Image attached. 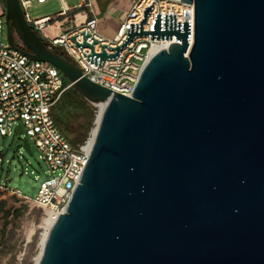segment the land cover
<instances>
[{
    "label": "water",
    "instance_id": "1",
    "mask_svg": "<svg viewBox=\"0 0 264 264\" xmlns=\"http://www.w3.org/2000/svg\"><path fill=\"white\" fill-rule=\"evenodd\" d=\"M179 2L194 7L192 38L175 15H155L143 32L152 6L111 55L104 45L94 54L87 32L82 45L71 38L94 66L137 37L174 40L125 96L83 76L39 39L19 0H4L10 48L17 39L27 58L104 105L36 264H264V0Z\"/></svg>",
    "mask_w": 264,
    "mask_h": 264
},
{
    "label": "built area",
    "instance_id": "2",
    "mask_svg": "<svg viewBox=\"0 0 264 264\" xmlns=\"http://www.w3.org/2000/svg\"><path fill=\"white\" fill-rule=\"evenodd\" d=\"M44 1L37 0V3ZM81 2L83 6L89 7L86 0ZM20 3L22 8L29 4ZM149 6L152 9L141 27L143 32H150L155 15H175V23H189V38H192L193 5L183 4L179 0H137L113 40L106 41L97 33V19L91 17L76 30L53 39L51 46L78 67L83 76L113 92L130 96L141 66L153 55L152 51L166 50L174 40L150 41L149 37H137L115 59L94 66L85 57L91 54V50L88 47H74L71 38L75 36V42L82 45L83 35L80 33L87 32L90 37L85 38L86 44L97 41L93 48L94 54H100L101 46L104 45L105 53L111 55L114 52L108 47L114 49L121 46L127 39V29L131 24H140L142 12ZM65 14L66 10L63 9L60 15ZM25 18L29 25L38 30L52 21L50 17L35 21H29L26 15ZM3 24V17H0V136H8L14 128L18 139L32 142L50 173H56L53 178L39 184L38 193L31 201L37 207L58 216L64 212L75 185L79 183L78 177L88 160L92 132L81 143L71 144L53 117V107L70 84H65L64 77L53 66L27 58L21 52V46L10 48L2 37ZM18 127L21 129L19 135L16 132ZM0 192L30 200L1 183Z\"/></svg>",
    "mask_w": 264,
    "mask_h": 264
},
{
    "label": "rangeland",
    "instance_id": "3",
    "mask_svg": "<svg viewBox=\"0 0 264 264\" xmlns=\"http://www.w3.org/2000/svg\"><path fill=\"white\" fill-rule=\"evenodd\" d=\"M79 1L73 0V5L78 4ZM60 11L59 1L48 0L41 7L33 4L23 13L34 21L45 16H54ZM3 23L2 37L6 41L4 17ZM93 107L95 109L94 118L83 140L95 128L99 108ZM28 144L30 154L23 148L14 128L8 136H0V183L30 199L25 200L16 194L0 192V201L6 203V209L20 211L18 217L9 216L5 220L7 224L4 234L1 232L4 220L0 219V264H36L50 224L45 210L37 207L31 200L36 197L39 184L53 178L56 173H50L33 143Z\"/></svg>",
    "mask_w": 264,
    "mask_h": 264
},
{
    "label": "crops",
    "instance_id": "4",
    "mask_svg": "<svg viewBox=\"0 0 264 264\" xmlns=\"http://www.w3.org/2000/svg\"><path fill=\"white\" fill-rule=\"evenodd\" d=\"M20 1L29 2L27 7L22 8V10L24 11L30 8V6H32L33 4L36 7H41L45 5L48 0H45L43 3H37V0ZM49 1H59L61 5V11L54 16L43 17H50L52 18V21L49 22L41 30L33 28L31 25L30 26L32 27L34 32L43 40V42L49 48H52L51 41L53 39L62 34L76 30L78 27H80L81 24L84 23L87 18L91 17H95L97 19V33L106 41L113 40L120 26L126 19L127 14L137 0H86V2L89 4V7L83 6L81 0L76 5H73V0ZM4 6V1L0 0V17H3L4 15ZM63 9L66 10V14L64 16L60 15ZM27 19L31 21L29 18Z\"/></svg>",
    "mask_w": 264,
    "mask_h": 264
},
{
    "label": "trees",
    "instance_id": "5",
    "mask_svg": "<svg viewBox=\"0 0 264 264\" xmlns=\"http://www.w3.org/2000/svg\"><path fill=\"white\" fill-rule=\"evenodd\" d=\"M39 39L43 42L40 37ZM51 49L55 53L63 56L57 49ZM64 81L66 85L70 84L65 78ZM94 110L91 104L86 102L72 87H69L53 107V117L63 134L74 144H78L82 142L88 133L94 118ZM19 214L20 211L18 209L10 211V209H6V203L0 201V219L2 218L4 220L1 230L2 234H4L7 224L5 220L9 216L18 217Z\"/></svg>",
    "mask_w": 264,
    "mask_h": 264
},
{
    "label": "bare ground",
    "instance_id": "6",
    "mask_svg": "<svg viewBox=\"0 0 264 264\" xmlns=\"http://www.w3.org/2000/svg\"><path fill=\"white\" fill-rule=\"evenodd\" d=\"M191 41H192V40H191ZM157 51H159V49H156V50L152 51V53L154 54V52L156 53ZM103 107H104V105H102V104H100V105L98 106V108H99V112H98V116H97V119H96L95 128H94L93 131H92V139H93V135H94V133H95L96 125H97L98 122H99V119H100V116H101V112H102V110H103ZM45 212H46V214H47L48 219H50V224H49V226H48V231H47V233H46V236H45L44 242H43V244H42V247H43V245H44V243H45V240H46V238H47L48 232H49L51 226L53 225V223H54V221H55V219H56V217H57V215L54 214V213H52L51 211H45ZM41 250H42V249H41ZM39 255H40V254H39ZM38 258H39V256H38ZM37 260H38V259H37Z\"/></svg>",
    "mask_w": 264,
    "mask_h": 264
},
{
    "label": "flooded vegetation",
    "instance_id": "7",
    "mask_svg": "<svg viewBox=\"0 0 264 264\" xmlns=\"http://www.w3.org/2000/svg\"><path fill=\"white\" fill-rule=\"evenodd\" d=\"M14 44H15L16 46H21L20 43H19L16 39H14ZM22 49H23V48H22Z\"/></svg>",
    "mask_w": 264,
    "mask_h": 264
}]
</instances>
